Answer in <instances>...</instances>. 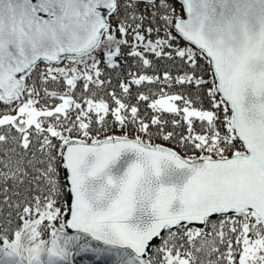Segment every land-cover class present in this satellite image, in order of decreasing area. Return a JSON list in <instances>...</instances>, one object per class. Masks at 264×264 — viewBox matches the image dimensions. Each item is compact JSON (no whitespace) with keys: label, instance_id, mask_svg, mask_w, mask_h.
Here are the masks:
<instances>
[{"label":"snow or ice","instance_id":"snow-or-ice-1","mask_svg":"<svg viewBox=\"0 0 264 264\" xmlns=\"http://www.w3.org/2000/svg\"><path fill=\"white\" fill-rule=\"evenodd\" d=\"M0 264H264V0H0Z\"/></svg>","mask_w":264,"mask_h":264},{"label":"trees","instance_id":"trees-1","mask_svg":"<svg viewBox=\"0 0 264 264\" xmlns=\"http://www.w3.org/2000/svg\"><path fill=\"white\" fill-rule=\"evenodd\" d=\"M158 143H164L163 141H158ZM166 146H168V147H171V145H166Z\"/></svg>","mask_w":264,"mask_h":264}]
</instances>
